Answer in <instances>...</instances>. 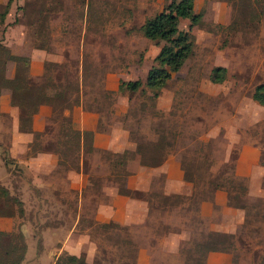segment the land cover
Instances as JSON below:
<instances>
[{"label":"rangeland","instance_id":"obj_1","mask_svg":"<svg viewBox=\"0 0 264 264\" xmlns=\"http://www.w3.org/2000/svg\"><path fill=\"white\" fill-rule=\"evenodd\" d=\"M168 2L0 0V45L23 57L0 49V230L22 234L18 264L63 251L87 264H264V104L251 97L264 0H194L198 22L177 23L191 51L155 89L144 80L165 41L140 25ZM18 61L28 87L10 83Z\"/></svg>","mask_w":264,"mask_h":264},{"label":"trees","instance_id":"obj_2","mask_svg":"<svg viewBox=\"0 0 264 264\" xmlns=\"http://www.w3.org/2000/svg\"><path fill=\"white\" fill-rule=\"evenodd\" d=\"M9 2L10 0H6L5 6H7ZM193 2L194 0H169L160 11L151 17L145 18L140 25V30L146 38L152 40L162 39L165 41L154 56V64H152L146 72L144 80L145 86L155 89L164 86L165 82L170 77V72L178 70L184 59L190 53L192 42L188 30L178 29L177 23L179 18H188V27L198 22L200 14L193 11ZM2 20L3 13L0 15V23H2ZM0 49L6 51L8 59L17 60L23 58L7 53V50L1 47V45ZM20 66L23 71L20 69ZM224 71L225 68L223 66H214L210 72L211 80H222ZM23 72H25V67L19 62L10 83L19 79L28 87L31 81ZM140 86L141 82L138 79L125 80L119 83L118 89L135 90ZM251 97L258 103L264 104V83L255 85ZM19 115H25L22 108L19 110ZM76 140L78 143L79 136L76 137ZM107 179L108 181L110 180L112 184H115L113 178L107 176ZM0 189L7 193L5 188L0 187ZM175 196L176 195H166L163 196L162 199L164 202L167 200V203L173 205L177 202ZM213 235L222 236L224 240H228L229 237H231L230 234H221L219 232H214ZM23 247L24 242L20 232L14 233L12 231L0 230V264H18L22 258ZM193 263L202 264L198 257L193 259ZM53 264H87V262L82 254L76 255L75 253L63 251V253L56 256Z\"/></svg>","mask_w":264,"mask_h":264},{"label":"crops","instance_id":"obj_3","mask_svg":"<svg viewBox=\"0 0 264 264\" xmlns=\"http://www.w3.org/2000/svg\"><path fill=\"white\" fill-rule=\"evenodd\" d=\"M47 154V153H46ZM48 156V155H47Z\"/></svg>","mask_w":264,"mask_h":264}]
</instances>
